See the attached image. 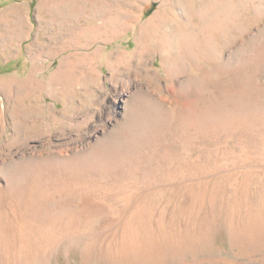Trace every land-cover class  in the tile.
<instances>
[{"label":"rangeland","instance_id":"rangeland-1","mask_svg":"<svg viewBox=\"0 0 264 264\" xmlns=\"http://www.w3.org/2000/svg\"><path fill=\"white\" fill-rule=\"evenodd\" d=\"M0 264H264V0H0Z\"/></svg>","mask_w":264,"mask_h":264}]
</instances>
